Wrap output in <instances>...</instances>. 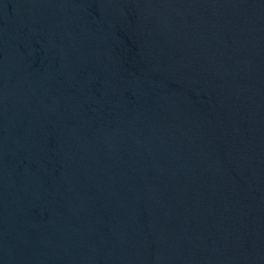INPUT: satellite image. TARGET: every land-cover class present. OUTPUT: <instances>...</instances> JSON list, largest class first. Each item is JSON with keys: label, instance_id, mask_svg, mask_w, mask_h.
<instances>
[{"label": "water", "instance_id": "water-1", "mask_svg": "<svg viewBox=\"0 0 264 264\" xmlns=\"http://www.w3.org/2000/svg\"><path fill=\"white\" fill-rule=\"evenodd\" d=\"M0 264H264V0H0Z\"/></svg>", "mask_w": 264, "mask_h": 264}]
</instances>
